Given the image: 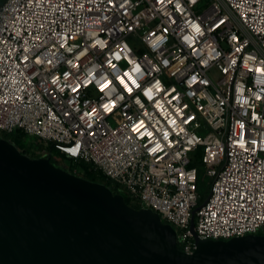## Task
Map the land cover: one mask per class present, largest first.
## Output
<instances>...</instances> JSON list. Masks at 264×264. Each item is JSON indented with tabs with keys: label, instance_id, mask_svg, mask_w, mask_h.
I'll use <instances>...</instances> for the list:
<instances>
[{
	"label": "built area",
	"instance_id": "1",
	"mask_svg": "<svg viewBox=\"0 0 264 264\" xmlns=\"http://www.w3.org/2000/svg\"><path fill=\"white\" fill-rule=\"evenodd\" d=\"M258 68L264 0L0 4V132L88 165L171 225L185 253L194 234L228 241L264 230ZM199 166L211 181L205 200Z\"/></svg>",
	"mask_w": 264,
	"mask_h": 264
},
{
	"label": "water",
	"instance_id": "2",
	"mask_svg": "<svg viewBox=\"0 0 264 264\" xmlns=\"http://www.w3.org/2000/svg\"><path fill=\"white\" fill-rule=\"evenodd\" d=\"M194 244L181 251L157 213L0 138V264H264V235Z\"/></svg>",
	"mask_w": 264,
	"mask_h": 264
},
{
	"label": "trees",
	"instance_id": "3",
	"mask_svg": "<svg viewBox=\"0 0 264 264\" xmlns=\"http://www.w3.org/2000/svg\"><path fill=\"white\" fill-rule=\"evenodd\" d=\"M4 139L10 140L13 142V144L19 148V145L21 144V140L25 138V135L21 132H15L13 134H3ZM39 152L44 151L46 153L45 159L49 161L50 164H52L55 167H61V163L65 164L66 160L63 158L58 152H56L51 146H44V144L40 142H36V147ZM80 167L82 169V173L78 174L76 176L81 177L83 179H86L92 183H99L107 188H109L113 194L121 195L124 198V201L127 205L135 208L140 209L139 205L131 200V198L125 194L119 187L116 185H113L111 182L107 181L100 173H95L89 170V166L84 163H73L69 162V168L66 169V171L70 174H72L73 170L72 168ZM256 235H260L257 233Z\"/></svg>",
	"mask_w": 264,
	"mask_h": 264
},
{
	"label": "rangeland",
	"instance_id": "4",
	"mask_svg": "<svg viewBox=\"0 0 264 264\" xmlns=\"http://www.w3.org/2000/svg\"><path fill=\"white\" fill-rule=\"evenodd\" d=\"M3 1V0H0V2ZM4 133H1L0 132V138L1 139H4V136L3 135ZM6 140V139H4ZM8 142H10L12 145L13 142L10 141V140H7ZM36 142H40L39 140H37L35 137H30V136H25V138H23L21 140V144L19 145V148L15 147L20 151L21 154H23L24 156L30 158V159H43L45 156L43 154V151L42 152H39L37 149H35L36 147ZM195 161V164L196 165H199V158L196 157L194 159ZM62 169H64L66 171L67 168H69V162H65V164H62L61 163V167ZM199 168L201 169V173H200V178H199V183H198V194L200 195V198L201 200H205L207 195H208V192H209V187H210V183L211 181L209 180V178H207L205 175H204V169L199 166ZM75 169L77 168H72V170L74 171ZM73 174V172H72ZM78 175V174H76ZM259 234L260 235H264V230H261L259 231Z\"/></svg>",
	"mask_w": 264,
	"mask_h": 264
},
{
	"label": "snow or ice",
	"instance_id": "5",
	"mask_svg": "<svg viewBox=\"0 0 264 264\" xmlns=\"http://www.w3.org/2000/svg\"><path fill=\"white\" fill-rule=\"evenodd\" d=\"M197 30H199V29H197ZM139 70H140L139 67H137V68H136V71L139 72ZM256 71H257V72H264V70L259 69V68L256 69ZM124 77H127V79H128L129 81H131L132 84H135L136 87H140V85L137 84L136 81L134 80V78L132 77L131 73H125V74H124ZM124 77H118V78H117L118 81H119V84H121V85L124 87V89H125L126 91H128L129 93H131V92H132V88H131V87L129 86V84L125 81V78H124ZM111 83H113V82L108 81V82H104V83H102V84L100 85L99 90H100L101 92H103L105 89H107V88L111 85ZM73 91H76V89L74 88ZM104 107H105V110L107 111V110H109V107H110V106L106 104ZM143 127H144L143 122H140V123H138V124H136V125L133 126V132H136V131H138L139 129H141V128H143ZM148 135L151 136L152 134H151V133H148Z\"/></svg>",
	"mask_w": 264,
	"mask_h": 264
},
{
	"label": "crops",
	"instance_id": "6",
	"mask_svg": "<svg viewBox=\"0 0 264 264\" xmlns=\"http://www.w3.org/2000/svg\"><path fill=\"white\" fill-rule=\"evenodd\" d=\"M3 1H4V0H3ZM3 1H1L0 4L3 3Z\"/></svg>",
	"mask_w": 264,
	"mask_h": 264
}]
</instances>
